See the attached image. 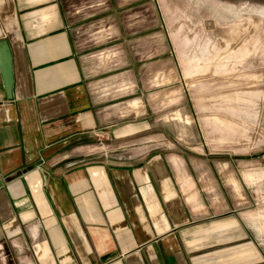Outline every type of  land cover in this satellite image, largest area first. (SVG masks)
I'll use <instances>...</instances> for the list:
<instances>
[{
  "label": "crops",
  "instance_id": "1",
  "mask_svg": "<svg viewBox=\"0 0 264 264\" xmlns=\"http://www.w3.org/2000/svg\"><path fill=\"white\" fill-rule=\"evenodd\" d=\"M7 2L0 264H264V143L228 152L220 138H163L156 121L179 101L162 89L175 64L163 42L136 54L122 26L81 48L49 0ZM152 128L160 144L96 146Z\"/></svg>",
  "mask_w": 264,
  "mask_h": 264
},
{
  "label": "rangeland",
  "instance_id": "2",
  "mask_svg": "<svg viewBox=\"0 0 264 264\" xmlns=\"http://www.w3.org/2000/svg\"><path fill=\"white\" fill-rule=\"evenodd\" d=\"M49 1L68 14L78 47H92L91 38L102 37L107 28L113 29L111 39L122 26L131 33L136 54H144L146 41L163 42V58L175 64L162 67V89L178 90L179 97L156 121L163 138H220L228 152L239 143L244 152L264 143V0ZM9 6L0 0V20ZM98 41L102 50L107 43ZM154 129L119 139L98 137L96 146L110 155L138 148L133 144L141 139L151 147L161 143L149 141Z\"/></svg>",
  "mask_w": 264,
  "mask_h": 264
},
{
  "label": "water",
  "instance_id": "3",
  "mask_svg": "<svg viewBox=\"0 0 264 264\" xmlns=\"http://www.w3.org/2000/svg\"><path fill=\"white\" fill-rule=\"evenodd\" d=\"M0 45L6 49V43L4 40L0 41ZM0 89L3 92V97L9 98L11 97V89L13 83L12 77V66H11V57L5 52L2 55V59L0 60Z\"/></svg>",
  "mask_w": 264,
  "mask_h": 264
},
{
  "label": "built area",
  "instance_id": "4",
  "mask_svg": "<svg viewBox=\"0 0 264 264\" xmlns=\"http://www.w3.org/2000/svg\"><path fill=\"white\" fill-rule=\"evenodd\" d=\"M262 160L264 161V153L262 154Z\"/></svg>",
  "mask_w": 264,
  "mask_h": 264
}]
</instances>
